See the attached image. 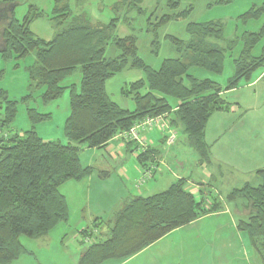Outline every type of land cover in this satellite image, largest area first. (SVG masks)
Masks as SVG:
<instances>
[{
  "label": "trees",
  "instance_id": "trees-1",
  "mask_svg": "<svg viewBox=\"0 0 264 264\" xmlns=\"http://www.w3.org/2000/svg\"><path fill=\"white\" fill-rule=\"evenodd\" d=\"M226 2L230 0L222 1ZM5 5L12 6L10 11L8 7L0 9V23L4 24L0 30L2 58L6 61L11 57L20 59L34 53L35 60L27 68L30 92H39L41 102L48 104L68 90L69 115L64 123L66 145L43 141L33 126L0 136V264H11L27 254L20 237L37 238L68 221V207L59 192L60 186L68 181L79 182L93 172L80 163L81 146L103 148L137 123L167 115L170 125L182 128L189 147L198 154L201 163H206L210 159L204 142L208 119L214 112L226 111L231 106L222 93L242 83L249 84L257 70H264V46L259 56L252 55L264 37V23L258 32H244L233 40L223 38V28L218 22L189 24L187 41L171 38L178 57L163 60L154 70L137 56L133 37H114L117 19L106 25H92L83 16H71L64 0H54L52 12L54 19H60L57 24L61 29L45 42L29 29L34 20L43 17V11L29 6L27 14L19 21L14 17V1H0V7ZM178 5V0H167V7L172 11L177 10ZM185 14L163 16L157 25L180 20ZM263 15L264 3L241 15L240 20L246 23ZM109 41L119 51L113 59L104 58ZM238 44L240 50L232 60L234 73L225 88L211 79H199L189 73L190 69L198 68L220 75L226 55L232 54ZM126 67L145 72L144 80L121 90L134 101L133 111L118 107L105 92V82ZM77 69L79 84L66 85L65 79ZM28 97L29 94L23 99ZM169 99L175 101L174 112ZM0 101L6 104L2 124L10 125L18 102L8 100L1 89ZM28 118L35 124L47 120L49 115L30 109ZM123 140L127 146L133 144L139 150L140 163L147 159V146L141 148L136 141ZM257 174L261 178L259 186L246 185L234 190L228 200L241 196L247 201V217L237 222V229L246 233L264 264V169ZM209 200L214 198L197 200L185 189L182 180L159 194L134 198L115 214L104 236L93 233L95 226L79 232L85 239L93 236L94 241L83 249L77 264L124 261L170 232L215 213L220 204Z\"/></svg>",
  "mask_w": 264,
  "mask_h": 264
},
{
  "label": "crops",
  "instance_id": "crops-1",
  "mask_svg": "<svg viewBox=\"0 0 264 264\" xmlns=\"http://www.w3.org/2000/svg\"><path fill=\"white\" fill-rule=\"evenodd\" d=\"M222 97L231 106L226 111L214 112L208 119L204 142L208 147L210 159L206 163H201L198 154L189 147L187 135L182 128L170 125V116L166 119L170 132L174 135L172 144L167 143L169 133L166 131H157L155 128L138 131L139 139L147 146L146 152H149L143 163L138 159L139 150L133 144L127 146L123 134L115 136L100 149L81 147L80 151H83L87 158L85 163H82L79 152L80 163L83 167L91 168L93 172L79 182L68 181L60 186L59 192L64 196L68 207V221L57 225L45 235L33 238L45 239L49 243L51 240L57 245L45 248L56 253L52 255L56 257L50 258L51 256L47 254L43 257L44 261L47 264H77L83 250L78 249L75 244L70 245V248L65 247L66 238L69 237V242L75 243L76 233L93 226L98 230L97 236H102L97 224L111 223L115 214L130 200L159 194L173 183L182 180L185 189L193 196L212 198L211 190H214L216 196L214 199L220 204L219 209L170 232L124 261L108 260L101 264H132L138 262L142 256L145 264H224L223 262L250 264L256 257L253 253L248 254L245 246L242 245L241 251L225 243L222 244L223 247L218 248L216 232L225 237L221 228L211 233L207 229L192 238L181 237L183 231L187 233L199 224L229 219L228 227L231 222L230 230L238 239L241 238L237 222L247 217L245 213L247 201L244 202L245 198L241 196L230 201L228 196L246 185L257 187L261 184L257 172L264 169V71L252 83L223 92ZM175 109L174 107L172 112ZM180 132L184 137L182 139L179 137ZM185 146L190 150L185 149ZM186 151L196 156L193 158L192 168L186 165L188 162L184 155L187 154ZM149 169L152 176L144 186H141L142 184H138L137 181ZM224 185L227 187L230 185L228 191H231L222 196L219 187ZM107 213L112 217L107 219L105 217ZM216 224L219 222H215ZM219 226L221 227L220 224ZM227 248H230L229 259L218 263V251ZM70 249L72 255L68 253ZM25 250L27 254L11 264L27 263L30 256L36 259L33 251L26 248Z\"/></svg>",
  "mask_w": 264,
  "mask_h": 264
},
{
  "label": "rangeland",
  "instance_id": "rangeland-1",
  "mask_svg": "<svg viewBox=\"0 0 264 264\" xmlns=\"http://www.w3.org/2000/svg\"><path fill=\"white\" fill-rule=\"evenodd\" d=\"M1 1V0H0ZM14 7V17L21 21L22 18L27 14L29 6L35 7L39 11H43V17L34 20L29 29L36 38H39L45 42L50 41L53 36L61 29L57 23L59 18L54 19L52 10L54 9V0H13ZM68 5V10L71 16H83L92 25H106L112 19H117L116 27L114 30V37L125 38L133 37L136 40L137 56L143 61V63L150 67L151 69H158L160 64L165 59L178 57V52L175 46L171 42V38L187 41L189 35L186 31L189 24L194 23H208V22H218L223 28V38L225 40H233L235 38L239 39L244 32H258L263 23L264 15L258 20H250L246 23H242L240 16L249 11L254 7H259L264 3V0H230V2L222 3L223 0H178L179 5L177 10L172 11L167 7V0H64ZM13 5V4H12ZM11 5V6H12ZM10 5H5L0 7V9L8 7L10 11ZM180 12H186L185 16L180 20H170L163 25H157L163 16H172ZM3 23V22H1ZM0 30L3 28L4 24L1 25ZM155 42V43H154ZM221 46V44H219ZM264 46V37L258 43V45L252 51V55L259 56L261 54V48ZM240 44L232 54H227L223 63V70L220 75H215L198 68H192L189 73L196 78L202 79L207 78L219 84L223 89L227 84V80L233 75L234 67L232 60L238 55L240 50ZM2 45L0 42V89L6 92L8 100L17 101L16 105V116L12 124L4 125L2 124L3 114L6 104L0 101V136H5L9 132H22L28 130L32 126L34 131L43 141H58L62 145L68 143L64 134V123L69 115V92L66 90L61 97L48 103L43 104L39 96V92L31 91L29 89V79L27 74V68L31 66L35 60L34 53L28 54L25 58L14 59L11 57L9 60H4L2 58ZM119 55L118 49L112 41H109L105 47L104 58L113 59ZM264 70H257L250 81L252 83L259 77V75ZM145 79V72L141 69L126 67L120 73L114 75L109 80L105 82V92L109 99L114 102L118 107L127 111H133L135 109V103L130 96H125L122 94L121 90L128 87L131 83L138 80ZM80 81L79 69L75 70L64 83L66 85L76 84L78 85ZM245 85L242 83L240 86ZM30 95V97L23 99L25 96ZM169 103L174 107L175 101L169 99ZM34 109L40 114L49 115L47 120L32 124L28 118V110ZM180 139L184 138L180 132ZM138 146L146 147L144 142ZM79 147V146H78ZM82 147V146H81ZM141 147V148H142ZM182 150V145L180 146ZM185 149L190 150L189 147L185 146ZM184 154L188 159L186 163L187 167L192 168L194 161L193 158L196 156L192 153ZM80 156L82 163H85L87 158L83 151H80ZM147 176H152V171L146 170ZM149 178L142 177L137 181L138 184H146ZM70 182V181H69ZM73 182V181H71ZM75 182V181H74ZM213 183V182H210ZM213 187V186H211ZM230 187V185H228ZM228 187L224 185L219 187V192L222 196L225 193H229ZM236 187V186H235ZM212 198H216L214 190H211ZM197 200H200L199 195L194 196ZM243 199V198H242ZM238 200V199H237ZM211 201V200H209ZM214 199L211 202H216ZM245 202V199H243ZM73 207V206H71ZM73 209V208H72ZM239 209V208H238ZM85 214L87 211L85 210ZM107 217H112L110 213H107ZM227 218V217H226ZM108 219V218H107ZM239 219V218H237ZM74 220V219H73ZM73 220L72 227H73ZM230 220H214L211 222H206L192 227L189 232H182V238H192L194 235H199L202 231L209 230L211 233L213 230L221 228L222 237L220 233L216 232L217 245L221 248L222 244H231L232 247L242 250V245L247 248L248 254L253 253L256 258L250 264H261V259L259 255L252 249L249 243V239L244 232H240L242 237L238 239L236 234L230 230L231 222ZM213 222V223H212ZM215 222L219 224L215 225ZM110 223L99 224L97 227L99 231L102 232L101 235L104 236ZM215 226V227H214ZM217 226V227H216ZM66 228V227H64ZM86 227L84 226V229ZM98 230H93L95 235ZM104 232V233H103ZM69 234V231L67 232ZM206 236V235H203ZM93 236L83 238V235L76 233L74 236V242H69V237L64 241L65 247L75 244L78 249L83 250L89 242L94 241ZM91 239V240H90ZM54 240V238L52 239ZM82 240V243L80 242ZM89 241V242H88ZM20 243L28 250H31L35 254V258L30 256L27 263L21 264H47L43 257L49 254L54 258L56 253L47 251L45 249L48 246H56L54 241L50 240L46 242L45 239H31L25 236L20 237ZM167 243V242H166ZM247 246V247H246ZM223 247V246H222ZM70 248V247H69ZM244 248V252H245ZM230 248L224 249V251H218L217 262L228 260L230 253ZM46 250V251H45ZM47 252V253H45ZM72 255L73 252L70 249L68 252ZM54 262V261H53ZM225 264V262H223ZM132 264H145L144 257L142 256L138 262Z\"/></svg>",
  "mask_w": 264,
  "mask_h": 264
},
{
  "label": "built area",
  "instance_id": "built-area-1",
  "mask_svg": "<svg viewBox=\"0 0 264 264\" xmlns=\"http://www.w3.org/2000/svg\"><path fill=\"white\" fill-rule=\"evenodd\" d=\"M166 117H167V115L158 116L156 118H147V119L141 121L140 123H137L127 133L123 134V138L127 141L133 140V141H136L137 143L141 144L142 140L139 139L138 131L144 130L146 128H155L157 131L168 132L169 135L167 136V143L172 144V142L174 140V135L172 132H170L168 120L166 119ZM143 177L150 178V176L149 177L147 176V173H144ZM86 241H87V239H86Z\"/></svg>",
  "mask_w": 264,
  "mask_h": 264
},
{
  "label": "water",
  "instance_id": "water-1",
  "mask_svg": "<svg viewBox=\"0 0 264 264\" xmlns=\"http://www.w3.org/2000/svg\"><path fill=\"white\" fill-rule=\"evenodd\" d=\"M10 8V7H9Z\"/></svg>",
  "mask_w": 264,
  "mask_h": 264
}]
</instances>
